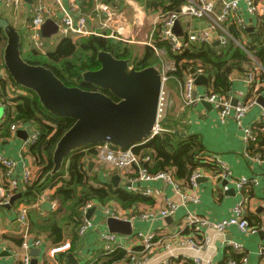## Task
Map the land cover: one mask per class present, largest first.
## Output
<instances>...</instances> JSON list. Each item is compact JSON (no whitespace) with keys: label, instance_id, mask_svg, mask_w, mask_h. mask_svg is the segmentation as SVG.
Wrapping results in <instances>:
<instances>
[{"label":"crops","instance_id":"1","mask_svg":"<svg viewBox=\"0 0 264 264\" xmlns=\"http://www.w3.org/2000/svg\"><path fill=\"white\" fill-rule=\"evenodd\" d=\"M97 1L102 0H62V5L74 13L80 12L90 14ZM103 1L111 3L119 12L123 13V17L128 23V34H126L125 37L129 35L134 37L136 32L141 31L146 26L149 30L147 34V38L149 39L151 34L153 35L154 28L160 25L161 15L155 13L156 11L153 9H147L144 4L146 0ZM38 2L49 5L52 10V18L50 19H53L57 23L62 16V12L60 6L53 0H22L18 6L9 3H0V18L8 19L10 24L20 32L26 53L32 51L27 44L26 35L29 31L32 8ZM137 13L143 16V25L140 29L133 27L134 16ZM259 22L258 15L251 14L248 11L247 3L241 0L239 2L238 14L230 20L228 26L232 23H237L238 26L242 28L240 40L248 42L256 35ZM207 25L208 22L205 20L198 21L185 16L179 21L178 28L182 33H186L190 29H205ZM248 28H251L252 31H248ZM89 29L103 32L107 35H110L112 32L111 29H101L99 22L90 24ZM201 32L207 35L205 31ZM2 41L0 42V71L5 70L3 56L7 43L6 40ZM56 43L58 42L55 40L48 42V49L55 48L57 45ZM6 73H8L7 70ZM207 85L197 86V91L200 95L205 93ZM248 90L249 85L247 81L232 79L231 95L233 101L236 99L237 103L240 99H243V96ZM179 93V91L172 89L170 90L169 98H171L174 105L173 109L171 108V114L180 118V125L185 124L188 129L187 132L190 134H200L205 148L208 149L210 153L217 154L229 166L235 178L243 176L255 177L258 181L257 184L249 186L244 191H240L234 183H230L229 181H227L226 185L223 183L218 184L217 178L219 175L214 174L212 168L210 170L202 169V176L207 177V180L196 182V185L190 187H182V193L176 194L172 190V187L166 185L162 180L139 182L135 178H132L131 180H133V182L131 183L128 181L130 179L126 180V177H121L119 187H127L130 191H133L131 189V184L135 187H152L155 189L156 194H158L156 197H150L154 200V204L152 205L140 204L137 208L124 209L119 204L124 214L122 215V220L130 221L132 224V233L129 236H133L134 233L141 231L144 234H154L158 240L164 242L161 246L154 249V253L142 264H162L167 259H176L179 264H188L189 261L197 257L201 259V264H221L224 261L226 249L231 247L227 246L226 242H236L243 245L244 253H242L241 256L245 259L243 260L244 264H264V254L260 255L259 252L260 248L264 247V230L257 227V225H251L252 229L247 233L236 226L228 228L223 234H219L213 229H203L202 231H206L205 233L209 238V241L205 242L206 238L199 231H197V233H192V229L183 222L185 215L189 212H195L212 221L227 219L232 216L233 208L239 202H242L243 199L246 200V215H248L249 222H257V220L262 222L264 220V163L253 162L244 155L246 144L243 140V130L241 127V125L246 126L254 124L264 108L257 102L247 113L241 125L233 118L228 119L226 123H222L218 120L217 113L209 102L204 104L203 101H200V103L196 105L184 107ZM259 96L264 97V92ZM1 98L0 124L7 118V112L2 104ZM28 126L32 127L35 131L34 134L40 132L37 127L30 124H26L23 128L18 130L26 131ZM17 131L14 134L12 132L11 137L7 140L0 141V156L14 162V169L12 172L14 178L21 179L25 172H30L32 176L35 177L40 169L38 162L31 152L30 147L25 148L24 146L25 141L34 134L30 135L29 132L26 131L28 136L26 139L23 136H18ZM91 161L94 162L92 171L89 170ZM86 167L89 172H96L102 179L106 180L108 176L119 175L117 171L112 172L104 170V168L97 163L96 157L87 160ZM5 176V167L0 162V181L2 179L4 180ZM223 180L225 181V179ZM56 190V186L46 188L42 195L34 202V205L29 206L33 215H38V217L47 216L50 215L52 211L56 210V208L53 207V201L55 199H52ZM19 192L21 191L17 193ZM192 195L198 198L197 202L190 199ZM166 197L171 198L179 204L174 215L166 218L158 216L151 221H143L138 218L137 215H139L140 212H158ZM16 205L18 206L17 209ZM21 207L28 206L20 199L16 200L14 205L9 209L6 208L5 205H0V264H15L13 252L16 250L27 253L30 258V264H44V262L47 261L44 247L39 248L31 246L25 249L22 246L23 237L22 243H17L18 240L21 241V226L18 220V213ZM91 218L94 221V227L89 230L83 239H81L80 246L74 253L69 251L66 252L67 260L70 264H95L96 261L104 256L103 251L97 248V242L101 234L110 232L107 224V219L109 217H105L101 211H94ZM63 228L64 241L58 245H62L72 239L71 226L64 223ZM31 235V240L33 241L36 237L33 234ZM120 235L124 234L120 233ZM203 243L204 246L198 248L200 244ZM166 245L173 249V255L167 254ZM55 246L57 245H53L46 241V249ZM37 250H39L38 254ZM128 250H131L135 254L141 252L142 246L137 237H134L132 242L128 244ZM70 254L75 257L72 261L68 258ZM238 254L240 253L238 252ZM57 259L60 264L62 261H60V254ZM61 264L64 263L61 262Z\"/></svg>","mask_w":264,"mask_h":264},{"label":"trees","instance_id":"2","mask_svg":"<svg viewBox=\"0 0 264 264\" xmlns=\"http://www.w3.org/2000/svg\"><path fill=\"white\" fill-rule=\"evenodd\" d=\"M188 2V0H146L144 4L147 9H153L155 13L160 14L162 19L166 14L180 12ZM259 20L257 33L248 42L240 40L242 28L237 23H232L229 30L234 38L247 46L255 55L256 63L264 69V16L259 17ZM161 25L160 22L157 29H160ZM159 33V31L153 33L152 39L155 46L164 48L165 57L174 61L177 67L175 71L169 72L166 85L168 84L170 90L179 86L186 73L199 69L198 64H200L204 71L203 74L208 75V85L216 92L231 95L232 74L246 76L257 67L246 51L233 41L225 47H220L206 40L191 41L186 32L184 35L187 43L185 51L177 54L168 42L160 39ZM2 40L7 41L3 32L0 33V42ZM137 48V46L117 41L114 38L91 34L78 38H63L55 49H48L44 52L32 49L31 52L36 60L27 62L47 67L68 87L95 90L98 89L96 86L83 81V74L101 68L98 61V54L101 51L109 52L117 59L130 60V66L136 70L161 64L162 58L151 46L146 45L142 53ZM259 79L261 83H264V73H260ZM10 83L15 88L24 91L12 100L15 101L14 105L7 104L11 90ZM253 89L252 86L248 96L253 94ZM104 92L114 100H118L109 90ZM263 92L264 84L259 87L257 94L260 95ZM0 95L5 100L3 105L7 112L6 120L0 124V141L11 137V126L14 123L34 125L40 131V137L30 147L38 162L39 172L30 184L19 190L22 193L20 200L28 206L30 233L36 238L43 237L45 241L58 245L64 241L63 224L67 223L72 228V248L69 252L74 253L80 246L81 239L77 232L82 223V209L87 202L94 201L104 205L116 202L124 209L137 208L140 204H154L152 198L136 194L127 187H116L112 182L102 179L98 173L88 171L87 160L97 156L96 146L99 144L84 145L75 149L64 160L60 171L49 175L54 168L53 156L57 143L74 125L75 119L59 117L48 111L33 90L18 85L10 75L9 80H0ZM257 122L256 120L255 123L259 125ZM162 127L164 131L145 144L134 148V152L141 157L150 156L151 158L150 162H141L142 168L150 174L172 172L174 178L184 188L187 187L190 176L197 169L210 170L212 168L214 174H219L214 167L202 161V157L210 152L205 148L200 134L188 133L186 125H180V118L170 113L162 121ZM257 135V140L251 145L252 155L257 153L264 156V132L258 129ZM131 172L125 175L127 179L136 178L139 175V167L135 165ZM52 186L57 187L52 196V199L57 201L56 210L47 216L33 215L29 206H33L44 190ZM246 217L248 219V215ZM250 224L259 226L262 222L257 220ZM20 242L22 243V236L21 241L18 240L17 243ZM241 254H238L233 247H229L226 249L224 261L221 264H228L230 260L241 263L245 260ZM60 261L70 264L66 253L60 254ZM118 263L131 264V255L121 248L110 254H104L95 264ZM188 264L193 263L189 261Z\"/></svg>","mask_w":264,"mask_h":264},{"label":"built area","instance_id":"3","mask_svg":"<svg viewBox=\"0 0 264 264\" xmlns=\"http://www.w3.org/2000/svg\"><path fill=\"white\" fill-rule=\"evenodd\" d=\"M22 0H0V3H9L15 6H18ZM57 3L62 12V16L57 21L58 32L61 38H78L84 35H100L105 37H110L114 39H122L119 36L128 34L127 27L128 23L123 17V13L119 12L116 7L111 3L106 1H97L93 8V11L90 14L86 13H74L66 9L62 5V0H53ZM188 4L183 6L182 10L178 13L166 14L161 19V28H154L153 32L159 31L160 39L162 41L168 42L174 52L181 54L185 51L187 43L185 42L184 35L177 36L174 33V27L177 21H180L181 18L187 16L198 21H207L208 25L205 29H190L188 30V38L191 41L195 40H206L210 43H215L219 41L220 47L227 46L231 41L237 43L242 47L247 55L254 61V64L257 67L249 72L246 76L248 78L247 83L249 85V90L243 96V99H240L237 103H233L232 95H226L220 92L214 91L209 85L206 86L205 93L200 95L197 91L196 78L191 72L185 74V78L180 82V94L183 101L184 107L192 106L198 104L200 101L209 102L217 113L218 120L222 123H226L228 119L233 118L238 124L241 125L243 119L250 111V109L257 104L258 94L257 91L259 87L264 84L260 82L259 75L264 73L262 69L255 60V55L247 48L245 44L240 42L238 39L234 38L229 30V21L232 20L239 10V2L241 0H188ZM247 3L248 11L253 15H258V18L264 16V0H243ZM52 10L48 4L43 2H38L31 11V18L29 22V31L27 36V44L31 49H35L41 52H44L48 49L47 39L41 35V26L45 23L48 18H52ZM99 22L101 29H111L112 32L110 35H107L103 32H97L95 30L89 29L90 24ZM143 25V16L140 13H137L134 16L133 27L140 29ZM205 31L207 35L203 32ZM204 34V35H203ZM153 35L151 34L149 42L147 45L151 46L156 53L163 58L161 62V68H159L162 76V91L159 100L157 119L153 126L151 135L149 139H152L154 136L164 131L162 127V121L167 117L173 102L169 98L168 93L166 92V82L169 79V72L176 70V64L174 61L169 60L166 56V51L164 48H157L155 42L153 41ZM199 69H196L197 75H204L208 79L207 74H203V69H201L200 64H198ZM5 79L9 80V74L4 70L0 71V80ZM209 83V79H208ZM254 87L252 90V95L248 96L250 93L251 87ZM10 94L7 104L14 105V100L18 94H23L24 91L15 88L10 83ZM1 98V96H0ZM2 104L5 100L1 98ZM257 125L249 124L246 126L241 125L243 130V140L246 144V149L244 155L246 158L253 162L264 163V156L261 154L255 153L252 155L251 145L257 140V130L264 132V110L257 119ZM26 124L20 122L18 124L14 123L11 126L13 134L20 128H23ZM259 126V127H258ZM40 137V132L34 134L31 138L25 141V148L31 147L33 143ZM140 146V144H135L127 148H120L112 145L111 143H100L96 146V160L102 168L106 171H117L121 177H126L125 175L132 171V168L137 165L139 167V175L135 178L139 182L143 181H153V180H162L166 185L171 186L172 190L176 194L182 193V185L180 182L174 178L172 172H160L158 174H150L146 169L141 167V162H150V156L141 157L134 152V148ZM202 161L210 164L214 169L219 172V176L223 179L234 183L238 190L244 191L251 185L257 184V178L243 176L240 178H235L233 172L230 170L229 166L217 155L210 153L202 157ZM0 162L5 167L6 176L5 179L0 181V205L8 204L13 195H15L20 189L24 188L27 184H30L34 178L30 172H25L24 176L21 179L13 177L14 162L10 159H7L3 156H0ZM202 169H197L190 176L187 187L196 185L197 180L202 177ZM127 180V178H126ZM131 183L133 180H128ZM131 189L136 194H142L147 197H156L155 189L152 187H135L131 184ZM190 199L194 202L198 201V198L195 195L190 196ZM246 200L243 199L242 202H239L234 208L232 216L219 220L212 221L209 220L195 212H189L184 217V224H186L192 231H199L206 239L209 241V238L206 235V231L203 229H213L219 234H223L228 228L232 226L238 227L243 232H249L252 229L249 220L246 217ZM53 207H57V201H53ZM179 204L172 200L169 197L164 198L162 206L158 212L147 211L140 212L138 218L143 221H151L156 217L160 216L162 218L170 217L175 214L178 209ZM96 208L95 211H101L105 217H113L117 219H122L124 215L123 211L118 203L110 202L107 204H99L94 201L87 202L82 209V223L79 226L78 234L80 239H83L89 230L94 227V221L92 218H87V214L90 209ZM18 220L20 222V234L23 237L22 246L25 249H28L31 246L42 248L45 250V257L47 261L44 264H59L58 255L61 253H66L72 248L71 241H67L62 245H57L53 248L46 249V241L42 238L31 240L30 233V222L28 217V207H21L18 213ZM1 222V219H0ZM260 229L264 230V220L262 225L257 226ZM134 237H137L142 250L139 254L133 253L131 250H128V244L132 242ZM194 242V241H192ZM204 242V243H205ZM164 242L158 240L154 234H144L141 231L134 233L133 236L129 235H120L112 232H105L100 235L97 248L103 251L104 254H110L118 249H124L131 255V264H142L144 261L148 260V257L154 253V249L158 246H161ZM200 244L198 248L204 246ZM194 245V243H193ZM227 246L233 247L239 253H244L243 245L236 242H226ZM167 254L173 255V249L169 248L166 245ZM260 255L264 254V247H261ZM13 258L15 264H30V258L27 253H22L19 250L13 252ZM193 264H201L200 258H195L192 260ZM61 264V262H60ZM122 264V263H118ZM162 264H179L176 259H167ZM228 264H244L243 262H238L236 260H230Z\"/></svg>","mask_w":264,"mask_h":264},{"label":"water","instance_id":"4","mask_svg":"<svg viewBox=\"0 0 264 264\" xmlns=\"http://www.w3.org/2000/svg\"><path fill=\"white\" fill-rule=\"evenodd\" d=\"M178 24L179 21L176 22L174 33L182 37L184 33L179 30ZM248 31H252L251 28H248ZM1 32L7 38L3 58L11 78L18 85L33 90L43 106L54 115L75 119L74 125L57 143L53 156L54 168L49 175L59 172L64 160L81 146L107 142L116 147L127 148L135 144L143 145L150 140L163 86L158 67L150 66L136 70L130 66V60L117 59L111 53L101 51L98 54L101 68L83 74V81L95 85L99 90L68 87L47 67L30 64L24 60L22 36L6 18H0ZM57 32L58 24L53 19H47L41 26L44 38H50ZM214 45L220 46L219 41ZM191 73L196 78V84H208L206 76L197 75L195 69L191 70ZM231 78L248 80L247 76L237 73L232 74ZM105 90H109L118 100L106 94ZM257 101L264 108V97L259 96ZM206 102L203 100L204 104ZM233 103H236V99ZM26 131L30 135L35 133L31 126H28ZM26 131L18 130L17 135L27 139ZM93 167L94 162L91 161L89 170L92 171ZM207 179L202 176L197 182ZM107 181L119 187L121 176H108ZM217 182L227 184V180L224 181L221 176L217 178ZM21 197V192L14 195L10 202L5 204L6 208H11ZM95 209L89 210L87 218L92 217ZM107 224L112 233H132L130 221L109 217ZM68 258L71 261L75 259L72 254Z\"/></svg>","mask_w":264,"mask_h":264},{"label":"rangeland","instance_id":"5","mask_svg":"<svg viewBox=\"0 0 264 264\" xmlns=\"http://www.w3.org/2000/svg\"><path fill=\"white\" fill-rule=\"evenodd\" d=\"M3 5H7V4H3ZM160 21H161V18H160ZM151 31H152V29H151ZM148 32H149V30H148V28H146V26L141 30V31H138V32H136L135 33V36L134 37H132L131 35H129L128 37H125L124 35H122V36H119L120 38H122V39H119V38H117L116 40L117 41H123V42H125V43H130V44H132V45H134V46H137L138 48V50H139V52L140 53H142L143 52V48L147 45V42H149V40H150V37H149V39L147 38V34H148ZM22 33V32H21ZM152 33V32H151ZM154 33V32H153ZM48 40H47V42H51V41H57L58 43H59V41L62 39L59 35H57V34H55V35H53V36H51L50 38H47ZM58 43H56L57 45H58ZM57 45L55 46V48L57 47ZM54 48V49H55ZM48 50V49H47ZM22 57L24 58V60H26V61H30V62H33V61H35L36 60V57L32 54V52L31 51H29V52H25V49H24V46H22ZM163 59V58H162ZM3 61V60H2ZM161 65V64H160ZM160 65H157L156 67H158V68H161V66ZM4 66V65H3ZM4 68H5V72H6V70H7V68L4 66ZM172 89V88H171ZM175 90L176 91H179L180 90V87L178 86L177 88H175ZM166 92L167 93H169L168 95H169V97H170V90H169V88H168V84L166 85ZM180 94V93H179ZM180 97H181V94H180ZM182 99V98H181ZM183 102V101H182ZM200 103V102H199ZM193 106V105H192ZM173 107H174V105H172V109H173ZM186 107H188V106H186ZM169 113L171 114L172 113V110H170L169 111ZM112 172H114V171H112ZM17 205H16V209H17Z\"/></svg>","mask_w":264,"mask_h":264},{"label":"flooded vegetation","instance_id":"6","mask_svg":"<svg viewBox=\"0 0 264 264\" xmlns=\"http://www.w3.org/2000/svg\"><path fill=\"white\" fill-rule=\"evenodd\" d=\"M42 35V34H41ZM43 37V36H42ZM63 39V38H62ZM61 41V40H60ZM95 86V85H94ZM95 90H99V89H95Z\"/></svg>","mask_w":264,"mask_h":264}]
</instances>
